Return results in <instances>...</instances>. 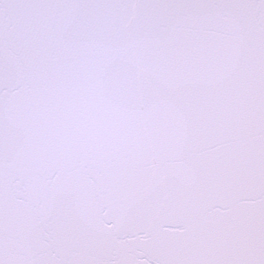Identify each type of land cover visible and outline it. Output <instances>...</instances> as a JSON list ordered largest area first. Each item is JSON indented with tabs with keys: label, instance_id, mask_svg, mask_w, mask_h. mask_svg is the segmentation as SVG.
<instances>
[{
	"label": "snow or ice",
	"instance_id": "6c2138e0",
	"mask_svg": "<svg viewBox=\"0 0 264 264\" xmlns=\"http://www.w3.org/2000/svg\"><path fill=\"white\" fill-rule=\"evenodd\" d=\"M0 264H264V0H0Z\"/></svg>",
	"mask_w": 264,
	"mask_h": 264
}]
</instances>
